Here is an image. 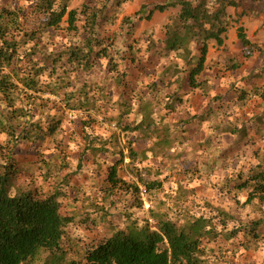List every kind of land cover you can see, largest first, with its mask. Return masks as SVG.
I'll return each mask as SVG.
<instances>
[{
    "label": "trees",
    "instance_id": "obj_1",
    "mask_svg": "<svg viewBox=\"0 0 264 264\" xmlns=\"http://www.w3.org/2000/svg\"><path fill=\"white\" fill-rule=\"evenodd\" d=\"M72 1L34 0L30 10L0 9V137L6 138L5 144L0 143V264H212L229 253L234 256L239 249L264 248L261 209L258 218L242 223L231 213L207 203H201L207 210L201 216L186 212L178 215L173 209L180 206L177 203L172 207L150 208L143 221L134 220L124 212L123 229L112 227L109 237L81 248L80 243L68 237L69 225L77 223L85 228L98 225L106 220L108 209L114 206L112 199L118 193L134 198L141 194L138 186L119 178V165L124 160L121 151H118L120 159L107 168L91 214L78 220L75 215L61 214V189L55 188L45 196L35 191L10 194L18 169L14 160L17 146L56 137L61 128L57 114L67 110L83 112L91 122L95 116H103L121 133H137L128 148V157L134 161L145 162L149 157L168 163L179 161L174 159L171 149L183 139V129L177 123L164 121L167 116L183 111L186 101L180 92L184 87L188 91L207 89L209 80L198 78L208 69V43L223 45L232 20L227 8L236 9L245 3L242 0H175L155 4L149 11L142 5L133 14L124 15L125 6L133 0H83L77 8H71ZM176 8L179 11L170 15L162 28L161 49H156L155 41H147L169 64L157 81L145 87V93L132 98L138 120L127 123L125 119L131 115L133 103L122 98L112 101L104 83H80L79 74L87 76L97 62L107 61L114 85L120 87L127 73L119 69L115 55L123 49V57L118 58L135 62L140 51V42L134 39L136 23L149 22L155 13ZM60 35L66 37V43L54 42ZM123 36L131 43H123ZM237 39L242 47L240 56L224 57L218 63L220 70L239 71L244 62L256 54H264V43L261 46L252 43L242 26L237 28ZM254 88L249 92L240 91L236 102L241 106L246 104L248 95L264 101L263 87ZM165 91L168 93L164 95ZM105 107L111 110L109 117L102 112ZM212 110L191 117L190 124L199 128L209 119L216 120L219 114L213 115ZM217 128L221 134L236 139L248 136L245 127L231 122ZM115 137L118 134L112 132L108 140L98 141V145L88 142L87 151L94 156L108 153L112 146L116 147ZM210 139L203 142L206 151L211 147ZM135 146L144 149L136 152ZM255 158V165L226 178L219 187L220 192L235 198L244 196L245 205L262 206L264 153H258ZM218 162L216 157L208 164L213 166L211 170L216 169ZM178 165L179 171L193 175L189 163ZM163 183L153 181L143 186L151 193L161 190ZM178 197L184 195L178 192Z\"/></svg>",
    "mask_w": 264,
    "mask_h": 264
},
{
    "label": "rangeland",
    "instance_id": "obj_2",
    "mask_svg": "<svg viewBox=\"0 0 264 264\" xmlns=\"http://www.w3.org/2000/svg\"><path fill=\"white\" fill-rule=\"evenodd\" d=\"M82 1L73 0L71 8H77ZM169 1L175 0H133L131 4L125 6L123 14L131 15L142 5H146L149 11L155 4H164ZM242 1L245 3L236 9L227 8V13L232 20L223 45L219 47L213 41L208 43V69L198 78V80L202 77L209 80L207 89L188 91L184 87L180 92L186 101L183 111H177L167 116L165 121L162 120L168 124L177 123V126L183 129V139L171 149L173 157H176L174 159L179 161L168 163L151 157L145 162L134 161L128 157L130 153L128 148L130 141L137 136V133H121L114 124L104 120L103 116H95V121L91 122L83 112L67 110L57 114L61 118V128L56 137H49L42 143H21L17 146L14 160L18 163V169L10 194L13 196L21 191H35L45 196L51 194L55 188L61 189L63 191L60 199L61 214L70 217L75 215L78 220L86 214H91L92 204L98 200L97 190L105 182L107 168L120 159L118 151H121L124 160L119 165V178L138 186L141 194L134 198L130 194L118 193L112 199L114 206L109 209L105 206L109 215L98 225L88 226V228L77 223L69 225L68 237L77 244L80 243L81 248L88 244H97L109 237L112 227L123 229L124 212L134 220L143 221L147 219L150 208H161L159 206L162 205L172 207L177 203L180 206H174L173 209L178 215L186 212L201 216L207 213L201 203H207L231 213L242 223L258 218L260 209L264 214V204L262 206L245 205L244 196L235 198L219 190L226 178L255 165V155L264 153V101L254 95H248L249 100L246 104L241 106L240 102H236V97L242 90L249 92L251 88L261 86L264 89V54H256L244 62L243 67L236 72H225L218 66L224 57L240 56L242 47L237 39L238 27L242 26L245 29L246 36L252 43L258 46L264 43V12L262 10L264 0ZM33 2L34 0H0V9L22 7L30 10ZM178 11L179 8L170 9L163 14L155 13L149 22L136 23L134 39L139 40L140 51L135 62L118 58L123 57L121 54L123 49L115 55L119 69L127 73L120 87L114 85L107 61L97 62L87 76L79 74L80 83L84 81L104 83L112 101L122 98L133 103L131 115L125 119L127 123L138 120L134 112L137 106L132 98L145 93V87L157 81L169 64L168 60L154 51L153 45H148L147 41L148 39L155 41L156 49L160 50L162 46L159 40L163 37L162 28L169 16ZM113 28L117 29V26ZM121 39L125 44L131 43L128 37L123 36ZM54 42L66 43V37L60 35L54 39ZM168 92L170 93L169 90ZM168 92L165 91L164 95ZM49 98L56 100L53 96ZM210 110L213 111H211L213 115L218 112L216 120L209 119L210 121L203 122L199 128L190 124L191 117L203 115ZM104 111H102L103 114L109 117L111 110L105 107ZM53 113L54 111H51V114ZM228 122L245 127L248 130V136L236 139L234 136L221 134V130L217 128L218 125ZM112 132L118 134V137L113 138L116 147L112 146L108 153L100 152L95 156L87 151L86 143L98 145V141L108 140ZM5 139L1 136L0 143L5 144ZM208 139H210L211 147L206 151L203 142ZM143 149L142 146H135L136 152ZM216 157H219L220 162L216 164V169L213 171L211 170L213 166L208 164L212 163ZM181 162L190 164L193 175L179 171L181 167L178 164ZM58 170L61 171L58 173ZM56 176L59 177L58 180L55 179ZM61 179L62 182H60ZM153 181H164L162 189L151 193L146 192L143 184ZM57 185L60 188H57ZM178 192L184 197L179 199ZM96 203L101 205L99 202ZM223 245L226 246V244ZM229 263L264 264V248L257 251L239 249L234 256L229 253L213 261L212 264Z\"/></svg>",
    "mask_w": 264,
    "mask_h": 264
}]
</instances>
